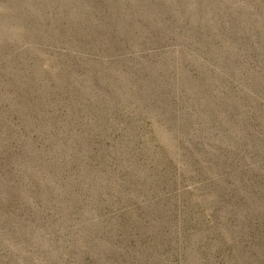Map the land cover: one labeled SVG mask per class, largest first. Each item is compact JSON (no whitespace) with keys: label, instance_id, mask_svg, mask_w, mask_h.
Here are the masks:
<instances>
[{"label":"rangeland","instance_id":"obj_1","mask_svg":"<svg viewBox=\"0 0 264 264\" xmlns=\"http://www.w3.org/2000/svg\"><path fill=\"white\" fill-rule=\"evenodd\" d=\"M0 264H264V0H0Z\"/></svg>","mask_w":264,"mask_h":264}]
</instances>
